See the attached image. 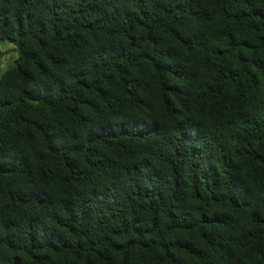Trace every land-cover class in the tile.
Listing matches in <instances>:
<instances>
[{"label":"trees","instance_id":"obj_1","mask_svg":"<svg viewBox=\"0 0 264 264\" xmlns=\"http://www.w3.org/2000/svg\"><path fill=\"white\" fill-rule=\"evenodd\" d=\"M6 41L0 264H264V0H0Z\"/></svg>","mask_w":264,"mask_h":264},{"label":"rangeland","instance_id":"obj_2","mask_svg":"<svg viewBox=\"0 0 264 264\" xmlns=\"http://www.w3.org/2000/svg\"><path fill=\"white\" fill-rule=\"evenodd\" d=\"M13 47H14V44L10 41H6L2 44V48L0 49V76L4 72L5 67H7V65L2 66L1 64L4 63L6 60H8V59H5L8 55L7 51L13 52V50H12ZM5 50H7V51H5ZM3 51H5V52L3 53Z\"/></svg>","mask_w":264,"mask_h":264},{"label":"water","instance_id":"obj_3","mask_svg":"<svg viewBox=\"0 0 264 264\" xmlns=\"http://www.w3.org/2000/svg\"><path fill=\"white\" fill-rule=\"evenodd\" d=\"M2 48V42H0V49ZM11 54H13V52H11ZM15 56L17 57L18 56V53H15ZM12 57V56H11ZM10 57V59H11ZM10 59L6 60L4 63H2L1 65L2 66H6L10 63ZM15 63H18V59L16 58L15 59Z\"/></svg>","mask_w":264,"mask_h":264},{"label":"clouds","instance_id":"obj_4","mask_svg":"<svg viewBox=\"0 0 264 264\" xmlns=\"http://www.w3.org/2000/svg\"><path fill=\"white\" fill-rule=\"evenodd\" d=\"M10 55H11V52L7 55V57L5 59H10Z\"/></svg>","mask_w":264,"mask_h":264},{"label":"flooded vegetation","instance_id":"obj_5","mask_svg":"<svg viewBox=\"0 0 264 264\" xmlns=\"http://www.w3.org/2000/svg\"><path fill=\"white\" fill-rule=\"evenodd\" d=\"M2 60V59H1Z\"/></svg>","mask_w":264,"mask_h":264}]
</instances>
